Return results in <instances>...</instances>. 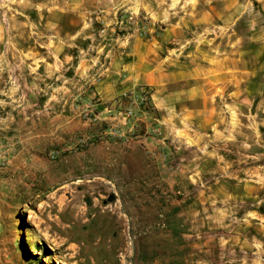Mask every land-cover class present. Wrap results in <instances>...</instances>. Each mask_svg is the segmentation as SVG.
Listing matches in <instances>:
<instances>
[{
  "label": "rangeland",
  "instance_id": "obj_1",
  "mask_svg": "<svg viewBox=\"0 0 264 264\" xmlns=\"http://www.w3.org/2000/svg\"><path fill=\"white\" fill-rule=\"evenodd\" d=\"M0 264H264V0H0Z\"/></svg>",
  "mask_w": 264,
  "mask_h": 264
},
{
  "label": "crops",
  "instance_id": "obj_2",
  "mask_svg": "<svg viewBox=\"0 0 264 264\" xmlns=\"http://www.w3.org/2000/svg\"><path fill=\"white\" fill-rule=\"evenodd\" d=\"M113 35H110V37ZM116 40V39H115ZM120 40H124V39H118L117 41ZM138 42L140 43L139 49L141 50V40L139 39H135L133 41V43L135 44V46L133 47V56L135 55V57L133 58V62H127L120 60V58L116 59V62L113 61L112 63H110V65L105 66V68L103 67V70L105 71V73L109 74L107 77H105L99 84L98 87V93L101 95V97L107 101L118 97L121 92H118L117 89L122 86L123 84L121 83H117L115 81L112 80V75L113 74H119L121 73L123 70H128L129 73L131 74V77H129L130 81H134V84L136 83H141V84H150L153 85L154 87L158 88V87H164V88H168L171 86H174L177 83H186L185 81L187 80H192V79H196L195 81H189L192 82V87L196 86L199 84L200 87H196L195 90H191L188 92L189 96H187V98H191L194 99L193 95L194 93H197V91H199L200 94H204L205 93V89L201 88L202 85H206V80L205 76L207 75L208 70L206 68L201 67L200 65L194 63L193 67H189V66H185V67H181L180 69L177 70H173V72H170L169 74H166L165 71H163L162 69H153L152 65L150 63H148L147 68L146 66V62L147 60L145 59V55L140 54L138 52ZM125 42H123L122 44H124ZM143 50V49H142ZM141 50V51H142ZM119 52V51H118ZM115 56L117 54V51L115 52ZM194 58V57H193ZM191 58V61H195V59ZM196 62V61H195ZM151 65V66H150ZM39 67V69H38ZM38 67H33L30 66V69H32V72L34 71L35 73H39V77H42V69L45 70V72H47V69H57L56 66H51L52 68H48L47 66H43L42 64L39 65ZM156 70V71H155ZM235 71V70H234ZM146 72V73H145ZM223 72V71H222ZM221 72V73H222ZM240 72V70H239ZM111 74V75H110ZM153 74V76H151ZM236 75L233 74V77H235ZM222 78H225L224 73L221 75ZM203 81V82H202ZM233 81H236L235 78H233ZM129 83V82H128ZM130 87V85L125 86V89ZM29 91L27 92L29 94V101H30V105H34L31 97V93L34 91V87H33V83H31L28 86ZM45 89V86H42V84L39 85L38 88V92L39 94H41V92ZM124 89V90H125ZM39 102H41V100H38ZM207 101V99H206ZM160 105L161 107L164 106V100H160ZM185 101L184 99L181 97L178 104H184ZM29 105V106H30ZM203 106L205 109H203V111L206 113V106L207 103H203ZM32 116V114H30ZM30 115H29V119H30Z\"/></svg>",
  "mask_w": 264,
  "mask_h": 264
},
{
  "label": "built area",
  "instance_id": "obj_3",
  "mask_svg": "<svg viewBox=\"0 0 264 264\" xmlns=\"http://www.w3.org/2000/svg\"><path fill=\"white\" fill-rule=\"evenodd\" d=\"M149 93V92H148ZM135 97H137L136 99V101H137V103L139 104V105H141L142 107H144L145 106V104H146V101H147V95H144V94H136V96ZM152 132L154 133V135H156V136H159V135H161V130L159 129V128H157V127H154L153 129H152Z\"/></svg>",
  "mask_w": 264,
  "mask_h": 264
},
{
  "label": "water",
  "instance_id": "obj_4",
  "mask_svg": "<svg viewBox=\"0 0 264 264\" xmlns=\"http://www.w3.org/2000/svg\"><path fill=\"white\" fill-rule=\"evenodd\" d=\"M114 200V196H110L109 197V201H113ZM85 202L87 203V205H90L91 204V200L89 198H86Z\"/></svg>",
  "mask_w": 264,
  "mask_h": 264
}]
</instances>
